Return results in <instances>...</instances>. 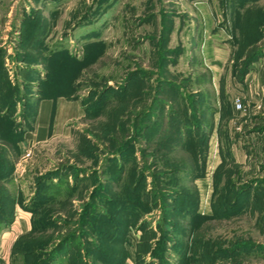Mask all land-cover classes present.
<instances>
[{
    "label": "rangeland",
    "instance_id": "rangeland-1",
    "mask_svg": "<svg viewBox=\"0 0 264 264\" xmlns=\"http://www.w3.org/2000/svg\"><path fill=\"white\" fill-rule=\"evenodd\" d=\"M193 1L0 0V264L33 262L27 251L37 236H49L52 247L66 238L49 264H264V26L262 56L244 75V59L231 61L229 45H213L211 54L188 47V29L202 17L175 14L196 11ZM236 3L203 5L221 12ZM242 3L264 9V1ZM39 88L69 92L82 116L67 136L27 146L20 134L31 126ZM195 98L215 111L204 108L198 126L187 116ZM181 124L196 146L211 132L202 174L195 166L164 177L169 196L182 190L171 212L160 175L187 153L168 154L145 137L164 129L160 138L176 139ZM124 139L130 146L118 154ZM123 159L132 181L143 171V195L128 194L127 204L107 179ZM23 214L26 226L17 223ZM46 217L67 225L31 230Z\"/></svg>",
    "mask_w": 264,
    "mask_h": 264
},
{
    "label": "trees",
    "instance_id": "trees-1",
    "mask_svg": "<svg viewBox=\"0 0 264 264\" xmlns=\"http://www.w3.org/2000/svg\"><path fill=\"white\" fill-rule=\"evenodd\" d=\"M229 0H227L228 2ZM230 2H239L238 4H235V8L236 6L239 5L241 7H243V3L242 1H238V0H230ZM246 1H244L245 3ZM242 3V4H240ZM152 18V16H151ZM150 19V17L148 18ZM147 19V21H148ZM239 19H244L247 20L250 24V26L248 28L245 29V34L247 35V37L252 38V39H258V41L261 39V32L263 31V26H264V9H261L260 6L256 5L255 7H250L248 8V11L245 13V17H240ZM151 20V19H150ZM255 21H257L259 24H254ZM237 24L239 23V20L236 21ZM259 25V26H258ZM173 28V24L171 23V25L168 27V29L166 30L167 32L169 31V33L172 31ZM244 42V41H243ZM253 45H251L249 48L247 49H243V48H238L235 52V59H236V64H238L237 60L238 58H240L242 55H245L244 60L239 63L238 65L242 66L243 71H247L248 66L250 65L251 62H253L254 60H257L260 56H262V50L259 46H256V41H253ZM180 54V53H179ZM128 79V78H127ZM45 80V79H44ZM44 80H42V82H44ZM126 81V80H125ZM209 82V81H208ZM42 90L43 88H39L38 93L42 94ZM192 98V97H191ZM199 99L201 101H203V97L202 95L199 97ZM197 101V98L195 99H191V105L188 107V119L196 118V125L198 126L202 120V117L199 116V114H205V109H208V113L209 114H213L215 111L213 109H211L209 107L208 104H194V102ZM200 102V101H199ZM202 103V102H200ZM201 105V106H200ZM206 105V107H205ZM200 106V107H199ZM201 108V110H200ZM203 108V109H202ZM205 108V109H204ZM210 110V111H209ZM170 113V111H169ZM147 116V115H146ZM208 124L211 125L210 122H208ZM213 125V124H212ZM163 128V127H162ZM213 128V126H212ZM210 128V130L212 129ZM147 130V128L145 129ZM164 129H159L158 131L156 130L151 137H145V140L147 141V143H151L159 146V144L163 143L164 145H166V152H168V154L170 152L173 153H178V152H182V153H187V156H179L178 159L175 161L176 163H171L169 164V167L166 168L167 171L162 172V174L160 175L161 178V183L163 185V188L160 192V194L163 196V198L167 201V203H172V206H168V208L170 209L171 212L176 211V202L179 200V198L182 195V190H174L173 195L169 196L168 194V189L169 186L166 184V180L164 177H167L168 175H172V174H184L185 172L190 173V169H192L193 167H200V174H202L204 172V166H205V157H206V147H207V142H208V138L210 135V132L207 134H202L199 136V144L196 146L194 145L193 142H191V140L188 137V135H190V133H185L186 130V125L181 124L180 125V130L178 131V133L175 134L176 139H170L168 140V137H161V135L163 134ZM22 133L21 132L20 136L22 138ZM154 135V136H153ZM167 138V140H166ZM128 139V138H127ZM124 139L123 142L121 144H119L116 147V151L118 154L124 153V151L127 150L128 146H130V140ZM87 141V140H86ZM128 141V142H127ZM161 142V143H160ZM163 155V154H162ZM163 158H167V153L166 155L164 154L162 156ZM113 158L114 156H111L110 158H106L105 159V164L104 167L108 168L110 167V164L108 163L109 159ZM125 161V159H123V162ZM118 172L117 174H114L112 176L107 177L108 179V184L109 185H116L117 187L120 188V191L122 192V196L124 198H126V196H128V194H131L132 196H139V195H143V191H141L140 189V181L141 179H143V171L139 170V172H137L138 175L133 176L135 179L132 181V176L130 175V170L126 169L127 167V162H124L122 164H118ZM165 169V170H166ZM105 171V170H104ZM198 174V175H200ZM195 175L197 176V174L195 173ZM178 177V176H177ZM180 182V180H179ZM176 186V185H175ZM70 189L67 191V193H70L74 187L73 185L69 186ZM122 188V189H121ZM167 189V190H166ZM121 196V197H122ZM120 197V199H121ZM129 197V196H128ZM131 199V198H130ZM116 201H118V199H116ZM126 204L128 203V198H126L125 200ZM155 203V202H154ZM151 208V207H150ZM190 209V219L192 218L194 212H196L197 209V202L195 203V205H193L192 209ZM149 208H147V206H145L144 210H141L140 208V212L144 213H148L149 212ZM187 208H185L183 211L187 212ZM58 211H56L57 213ZM138 211H136V209L134 208L132 213L137 214ZM139 213V212H138ZM141 216L143 215H139L138 217V227L144 226L145 225V220L140 221L141 220ZM187 218V220L189 221L190 219ZM186 220V219H185ZM38 223V222H37ZM136 224V225H137ZM35 225L34 223H32L31 226V230H33L34 232L39 230L40 232H42L44 234V230L46 229V225L48 226H59V225H67L66 223H63L61 221L56 220L54 217H46L43 218L42 224L43 226L41 227H35L33 226ZM38 225V224H37ZM131 225L130 223V218L129 221L127 223V227H129ZM67 238H71V236L69 235ZM66 240V238H62L61 240L59 239L54 246L52 247V245L50 246V237L49 236H43V238H40V236H37L36 239L33 238L32 241V245L29 246L30 250L27 251V256L33 259V262L28 263V264H49L51 262V258L53 257V253H56L59 255L63 254L60 253L61 249L59 248L63 242ZM71 240V239H70ZM96 251H99V246L95 247ZM127 255V251L123 252L122 257L124 258ZM137 255V254H134ZM58 256V255H57ZM44 258V260H42ZM123 260V259H122ZM136 263H140L139 260H136Z\"/></svg>",
    "mask_w": 264,
    "mask_h": 264
},
{
    "label": "crops",
    "instance_id": "crops-1",
    "mask_svg": "<svg viewBox=\"0 0 264 264\" xmlns=\"http://www.w3.org/2000/svg\"><path fill=\"white\" fill-rule=\"evenodd\" d=\"M209 0H194L193 3L196 6V11H180L175 16L181 18H190L199 16L202 17V21L199 20L198 24L195 26V31L191 32L188 29V32L191 34L189 38V48L192 47V44L196 45L199 43V48H205L211 54L213 45L218 44L222 49H225L227 45L231 47V55L229 56L230 60L235 59V52L238 48L247 49L253 45V41H256V44L259 42L258 39H252L247 37L244 33L245 29L250 26L249 22L244 19H239L240 17H245V13L248 11V7L236 8V9H223L220 11L206 8L203 4H206ZM249 2H259L264 0H238ZM256 5L259 6L257 3ZM221 17V21L217 18ZM183 20V19H182ZM196 20V19H194ZM237 20L239 23L237 24ZM197 23V22H196ZM183 25V22H181ZM254 24H259L255 21ZM259 26V25H258ZM176 25L175 21L173 23V28L171 33L175 31ZM181 29L178 27V30ZM244 41V42H243ZM226 45V46H225ZM182 49L185 46L181 45ZM245 55H242L240 58L244 59ZM232 61V60H231ZM234 61V60H233ZM215 71L217 69L215 68ZM247 72V71H246ZM243 71V74L246 73ZM218 74L214 72L213 69H210L209 79L213 80V76ZM231 78L232 74L229 72ZM244 77V76H242ZM50 89V88H49ZM35 96L36 105L35 111L32 116V121L30 123V128L28 131H23L22 133V142L24 145L34 146L37 145H49L50 142L55 139L63 138L67 136L70 132L71 123L78 120L82 116V110L78 106V102L74 99H69L67 95L69 92L62 91H49ZM212 119V118H211ZM214 120V119H213ZM217 121V120H216ZM216 123L213 124V130L215 131ZM205 126V125H204ZM208 157V155H206ZM28 214V213H27ZM28 217L26 215H21L17 223L20 225H28ZM15 223V222H14ZM129 254V252H128Z\"/></svg>",
    "mask_w": 264,
    "mask_h": 264
},
{
    "label": "built area",
    "instance_id": "built-area-1",
    "mask_svg": "<svg viewBox=\"0 0 264 264\" xmlns=\"http://www.w3.org/2000/svg\"><path fill=\"white\" fill-rule=\"evenodd\" d=\"M236 108H240L241 107V103L237 100L235 103Z\"/></svg>",
    "mask_w": 264,
    "mask_h": 264
}]
</instances>
